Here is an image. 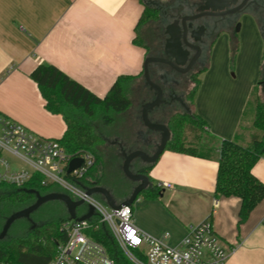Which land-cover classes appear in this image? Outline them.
I'll list each match as a JSON object with an SVG mask.
<instances>
[{
  "label": "crops",
  "instance_id": "0c3cea01",
  "mask_svg": "<svg viewBox=\"0 0 264 264\" xmlns=\"http://www.w3.org/2000/svg\"><path fill=\"white\" fill-rule=\"evenodd\" d=\"M143 8L139 0H0V114L41 137L59 139L66 125L61 116L45 110L28 75L40 64L52 65L102 98L118 77L140 75L145 58L151 56V40L145 34L151 31L157 36L167 24L159 18L135 31ZM244 13L216 34L198 76L192 112L204 121L210 140L206 151L192 156L164 150L147 178L154 185L171 187H160V198L132 207V218L137 229L154 237L168 229L166 242L174 246L187 226L215 210L211 220L217 237L226 248L234 247L225 264H264V199L238 224L240 200L214 198L220 142L232 140L248 147L255 133L251 99L260 77L263 44L253 30L257 15ZM236 21L242 22L239 36L232 31ZM244 21L249 35L243 30ZM136 35L141 43H134ZM230 47L238 72L233 78ZM252 173L264 184V156Z\"/></svg>",
  "mask_w": 264,
  "mask_h": 264
},
{
  "label": "trees",
  "instance_id": "16d2710c",
  "mask_svg": "<svg viewBox=\"0 0 264 264\" xmlns=\"http://www.w3.org/2000/svg\"><path fill=\"white\" fill-rule=\"evenodd\" d=\"M139 1L144 4V8L135 26V31L144 24L160 18L159 9L155 5L145 3L144 0ZM256 21L264 41V23L259 16H256ZM133 41L134 43L142 42L137 35ZM28 77L36 84L44 101L45 110L50 114L61 116L64 121L65 132L56 140L70 159H75L86 152L94 156V164L81 178L76 180V183L87 188L104 187L103 173H97L96 169L97 165L102 163L99 148L104 141L94 123L99 121L104 127L112 126L116 123L115 115L130 109L133 102L127 93V87L134 79L143 77V72L137 77H118L102 98L52 65L40 64L30 72ZM193 83V89L188 95L191 108L199 79L194 80ZM251 102L254 105L252 127L255 133L251 137L250 145L244 147L232 140H222L217 156L214 198L236 197L240 200L238 224L243 223L250 212L264 199V184L252 173L254 164L261 156H264V43L260 77L252 91ZM180 120L187 121L183 130L188 128L193 132L198 127L203 128L204 126V121L193 112L170 117L165 122L170 131V139L165 150L192 156L203 154L204 152L198 151L196 147L184 146L182 131L178 130ZM152 166L153 163L143 164L137 168L136 172L147 176ZM27 190H35L40 195L60 191L54 185H41L37 175H34L22 187L0 184V231L7 217L35 201L34 195L27 193ZM139 195L148 200H154L162 196V191L158 185L150 183ZM36 212L30 215V219L38 223L34 228H31L28 220L18 219L11 225L5 238L0 240V263L48 264L55 256L57 245L66 242L67 235L62 225L68 221V214L42 217ZM76 213L78 216V208ZM90 223L91 226L87 233L105 248L116 264H133L119 249L106 225L100 223L98 217L91 218Z\"/></svg>",
  "mask_w": 264,
  "mask_h": 264
},
{
  "label": "built area",
  "instance_id": "2783aa9c",
  "mask_svg": "<svg viewBox=\"0 0 264 264\" xmlns=\"http://www.w3.org/2000/svg\"><path fill=\"white\" fill-rule=\"evenodd\" d=\"M76 158L81 159V166L67 173L72 159L56 139L41 137L0 114V184L22 187L37 175L41 185L59 187L72 200L83 201L94 209L89 219L68 220L62 225L67 240L57 245L55 256L48 264H116L87 233L93 217L106 225L119 249L133 264H225L234 247L226 248L217 237L211 220L215 210L201 222L187 226L179 243L169 245L166 242L169 233L154 237L135 227L131 206L107 209L88 196L76 180L92 167L95 159L89 152ZM158 186L171 187L167 183Z\"/></svg>",
  "mask_w": 264,
  "mask_h": 264
},
{
  "label": "rangeland",
  "instance_id": "374dc122",
  "mask_svg": "<svg viewBox=\"0 0 264 264\" xmlns=\"http://www.w3.org/2000/svg\"><path fill=\"white\" fill-rule=\"evenodd\" d=\"M164 6H176L179 5L182 1L185 0H164ZM264 6V1H263ZM189 9L185 8L183 12H187ZM245 14V13H244ZM247 15V14H245ZM249 15V14H248ZM260 20L264 23V8L259 11ZM250 19L251 16H250ZM258 39L263 44V37L261 34L260 29L257 26L254 19H252ZM243 26V30L247 31V34H250V27L246 24ZM239 24V30L236 31V26ZM242 27V22L237 21L235 26L232 27V31L234 30L238 36L240 34V30ZM255 32V31H254ZM149 36L150 47L149 50L151 53H155L158 50L159 42L162 38L160 33L157 36L153 35V32L149 31L145 34V36ZM161 38H160V37ZM151 37V38H150ZM146 39V38H145ZM148 40V39H147ZM240 42V40H239ZM263 50V46H262ZM234 49L230 47L229 53V76L234 77L236 75V59L232 52ZM262 55V53H261ZM261 55H260V63H259V70L261 64ZM151 71L156 70V66L151 65ZM166 74V81L165 83H169L172 85L174 89L173 100L171 104L160 105L159 107L155 108L151 113H149V117L153 119L152 122L160 121L161 123H165L170 117L176 115L182 116L184 113L192 112L191 104L188 99V95L190 94L191 90L193 89L194 83L188 81V76H180L177 74H171L170 72H164ZM238 73V72H237ZM169 89V88H168ZM167 91V90H166ZM127 93L130 96L133 104L127 113L115 115L116 123L109 127H104L99 121L94 123L96 130L100 133L103 144L99 148V152L101 155V165H97V173L102 172L104 179L103 184L104 188H106L110 194L113 196L116 202H122L127 199L134 187L135 183L128 180L123 172H122V164H123V156L122 150L125 152H131L134 150H142L147 154H152L156 146L160 141V135L157 132L149 131L141 122L140 119V111H141V104L144 101L150 102L154 98V93L149 87L145 84L143 77H140L137 82L129 83L127 87ZM167 93V92H166ZM187 123V121L180 120L178 124V130L181 132L184 146H193L198 149L200 152H205V147L209 145L210 140L207 138V134L204 132L203 128H197L193 132L189 131L188 128L183 130V126ZM122 142V143H121ZM9 160H12L9 158ZM130 171L135 173V169L142 166L143 163L139 159H134L131 162ZM59 188V187H58ZM59 192L66 193L63 189L59 188ZM126 195V197H124ZM95 200L100 202L105 208L109 209V206L103 200V198L99 194L91 195ZM146 198L142 195H139L135 202L133 203V208L137 207L138 203ZM36 214L39 216L49 217V216H66L67 211L65 205L58 200H53L42 204L37 210ZM87 211L86 204L81 205L78 207L79 215L84 214ZM35 225L38 224L37 222L32 221ZM30 223V222H29ZM31 226V223H30ZM168 229H164L163 233H168Z\"/></svg>",
  "mask_w": 264,
  "mask_h": 264
},
{
  "label": "flooded vegetation",
  "instance_id": "af4514ba",
  "mask_svg": "<svg viewBox=\"0 0 264 264\" xmlns=\"http://www.w3.org/2000/svg\"><path fill=\"white\" fill-rule=\"evenodd\" d=\"M242 1L243 0H237L235 4L229 3V8L226 7L228 2H224L223 0H185L184 2L182 1L179 5L177 4L174 7L171 5L164 6L162 4L155 3V7L159 9L161 20L163 19L167 24L165 25L163 31L160 33L162 38L159 36L161 40L158 41V50L153 54L151 53V56L166 58V53H168L171 55L170 60H177L179 63H181V69H187L186 72L180 73L165 64L154 63L151 64L153 66H156V70L153 72L151 71L152 67L150 65V77L152 81L158 84L162 90L163 102L160 105H170L171 101L173 100L174 94L172 85L169 83H165L167 77L164 72L167 71L171 74L188 76V81L193 83L194 80L198 79L199 74L205 67V58L216 34L221 29L226 27L231 19H237L246 11H251L258 16L259 11L264 8V0H248L243 8L234 14L225 16H204L192 22H186L187 33L185 36L182 30V18L199 14L201 10L207 6L210 10L213 7H224V10L226 11L228 9L237 7L242 3ZM185 8H188L189 10L187 12H183ZM176 26L180 27V33L176 31ZM153 93L154 100L156 97V93L154 91ZM145 103H148V101H144L141 104V108ZM153 110H155V108ZM152 111H150L149 113H151ZM149 119L153 121L151 117H149ZM155 122L161 123L160 121ZM131 165L132 164H130V166ZM136 171L137 169H135V173Z\"/></svg>",
  "mask_w": 264,
  "mask_h": 264
},
{
  "label": "water",
  "instance_id": "95a60500",
  "mask_svg": "<svg viewBox=\"0 0 264 264\" xmlns=\"http://www.w3.org/2000/svg\"><path fill=\"white\" fill-rule=\"evenodd\" d=\"M223 1L228 2L226 5V7L228 8L230 5L229 3L235 4L237 2V0H223ZM247 1L248 0H243L242 3L238 5L237 7L228 9L226 11L224 10V7H219V8L213 7L210 10L209 7L207 6L204 9H202L199 14L183 17L182 18V30H183L184 36L187 33L186 22H192L204 16H225V15L234 14L240 11ZM180 30H181L180 27L176 26V31L178 33H180ZM238 30H239V24H237L236 26V31ZM170 59H171V55L166 53V58L147 56L143 62V67H142L143 79L145 81V84L149 87V89L156 93V97L154 100L148 103H145L142 106L141 122L144 125V127L147 128L149 131L159 133L160 141L158 145L156 146L155 151L152 154H147L142 150H134L131 152H125L124 150H122V156H123L122 172L128 180L136 184L131 195L124 201L118 203L114 200L110 192L102 186H96L92 188L83 187V189L85 190L88 196H91L93 194H99L103 198V200L106 202V204L109 206V208L111 209L117 210L122 206H132L134 201L137 199L138 195L142 191H144L150 184L149 179L147 178L146 175L142 173H138V172L132 173L130 171V164L132 160L139 159L143 164L155 163L158 157L165 150L166 144L168 140L170 139V131L167 128V126L163 123L152 122L148 117V113L152 111L154 108L159 107L160 104H162L163 102L162 101V90L160 86L154 83L150 77V73H149L150 65L154 63L165 64L180 73H184L187 70V69L185 70L181 69L180 67L181 63H179L177 60L172 61ZM81 164H82V161L80 158L72 159L68 164L67 173H71L73 170L79 168ZM26 192L34 195L35 201L28 207L21 209L19 211H16L6 218L2 226V229L0 231V240L5 238L11 225L18 219L28 220L31 223V228H34L36 225L30 219V215L34 211H36L42 204L49 202V201H53V200L61 201L66 207V211L68 214V220L82 221V220L89 219L91 216L94 215L93 207L91 205H88L87 212L84 215L77 216L76 209L84 204L83 201H74L70 198V196H68L65 193L53 192V193H48L45 195H40L39 192L35 190H27Z\"/></svg>",
  "mask_w": 264,
  "mask_h": 264
}]
</instances>
